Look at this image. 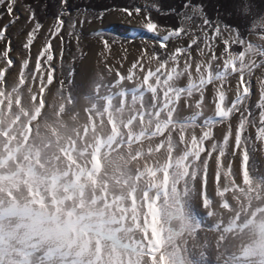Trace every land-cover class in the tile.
I'll use <instances>...</instances> for the list:
<instances>
[{"label": "rangeland", "instance_id": "rangeland-1", "mask_svg": "<svg viewBox=\"0 0 264 264\" xmlns=\"http://www.w3.org/2000/svg\"><path fill=\"white\" fill-rule=\"evenodd\" d=\"M78 1L82 0H68V11L74 18L78 11L84 14L77 18L80 48L62 31L65 65L75 63L79 70L102 42L95 33L103 31L110 45H148L155 58L164 66L173 64V70L169 76L157 77L149 93L120 95L110 86L98 85V93L86 97L81 117L87 118L79 126L73 115L77 116L82 82L77 77L75 81L68 78L59 67L61 42L47 32L56 17L49 16L30 49H24L32 25L26 24L27 13L22 14L6 33L11 40L13 64L4 62L5 42L0 40V210L18 203L21 191L29 197L39 194L43 202L44 190L36 183L37 174L45 167L59 174L62 166L64 175L79 174L83 178L81 194L88 186L86 180L91 179L95 185L103 183V201L112 213L110 230L120 237L107 252L99 243L93 248L96 256L83 257L82 264H89V260L93 264H170L168 249L177 246L186 264H260L259 226L255 228V241H250L247 234L264 217V205L260 206L264 203V155L260 151L264 144V109L257 106L258 100H264V34L259 33L264 31V14L253 22L245 38L240 39L235 28L222 23L210 43L199 44L195 40L201 34V20L196 18L186 22V35L181 33V38L168 42V49H160L154 47V37L142 36L141 40V36L108 28L90 30L112 15L140 20L145 9H159V0H129L142 9L139 14L128 15L113 8L104 12L102 19L96 18L102 11L76 8ZM18 3L29 4V0ZM50 3L51 9H58L61 0ZM63 19L67 22L69 17ZM6 21L7 17L0 20V26ZM179 22L184 26L183 12ZM126 36L128 39H124ZM251 37L255 41L249 43ZM48 38L57 53L55 74L46 62L35 59ZM189 40L194 41L191 50L185 48ZM18 71L17 84L11 86ZM233 81L243 89L239 96L242 102L236 104L229 89ZM249 85L254 87L252 96ZM207 102L213 103L210 113L206 112ZM181 108L195 109L197 118H182ZM94 120L108 124V141L98 132ZM239 163L246 187L236 184L241 177ZM106 164L111 165L107 173ZM113 184L122 189L112 192ZM165 188L157 200L155 196ZM216 195L224 201L223 208L238 213L234 223H226L224 211L215 208ZM49 196L54 198V193ZM157 203L163 257L152 252L149 240V218ZM201 206L212 210L211 218L217 224L205 223ZM7 220L0 219V264H81L72 254L41 245L36 237L22 243Z\"/></svg>", "mask_w": 264, "mask_h": 264}, {"label": "clouds", "instance_id": "clouds-1", "mask_svg": "<svg viewBox=\"0 0 264 264\" xmlns=\"http://www.w3.org/2000/svg\"><path fill=\"white\" fill-rule=\"evenodd\" d=\"M110 169L111 165L106 164V173ZM64 171L62 166L59 174H54L53 169L42 168L37 174L36 183L44 190V201L41 202L39 194L29 197L21 191L17 194L19 203H12L9 211L18 218L16 230L22 243L38 236L41 245L57 252L66 249L67 254L74 255L82 264L83 257L96 256L93 248L99 243L104 244L107 252L120 237L110 230L112 213L103 201V183L95 185L88 179L85 181L88 186L81 194L80 182L83 178L79 174L64 175ZM49 176L51 180L47 179ZM121 189V185L113 184L111 191L119 192ZM49 193H54V198ZM165 215L167 217V209ZM257 225L260 239L264 238V217H261L252 225L253 231L247 234L250 241L256 240ZM89 264H93V261L89 260Z\"/></svg>", "mask_w": 264, "mask_h": 264}, {"label": "bare ground", "instance_id": "bare-ground-1", "mask_svg": "<svg viewBox=\"0 0 264 264\" xmlns=\"http://www.w3.org/2000/svg\"><path fill=\"white\" fill-rule=\"evenodd\" d=\"M144 23L142 19H128L122 16H109L108 19L105 20V23H98L97 25L93 26L90 30H103L105 28L110 29L111 31L118 32L124 35H132L130 29H136V35L133 36H148L154 37L153 33H149L146 30H143L140 27V24ZM161 29L158 27V30ZM162 34H167L162 33ZM257 39V38H256ZM254 40L255 37H251L250 41ZM110 45V44H109ZM94 52H92L82 64H84L88 71L87 73H80L77 76V79L82 82V86L80 89V102L79 108L75 111L77 117V125L81 126L82 122L86 120V116H81L84 114L85 107H86V97L90 94H97L100 90L98 85L102 84L105 86H110L115 94H124L125 92L128 94L136 93L139 94L141 92L149 93L152 92L153 87L155 85V81L157 77L160 75L162 76H169L173 70V64H168L164 66L159 62L152 53L151 48L148 45H142L141 47L137 46H120V45H110V50L103 47V43L100 42L96 45ZM142 50H147V52H141ZM139 57V59H137ZM228 59V58H227ZM209 60V59H208ZM208 67L211 66V63L205 62ZM204 63V64H205ZM206 67V66H205ZM20 69V65L18 66ZM19 71L15 73L12 77L11 86L17 84V78L19 76ZM259 88V85H255ZM229 89L232 98L239 97L243 95V89L237 81H233L229 84ZM257 91V90H256ZM184 106V105H183ZM207 108L208 113L213 110V103L207 102L205 105ZM187 109V108H186ZM185 108H181L180 116L186 119V116H193L197 112L195 109L191 111H187ZM207 114V113H206ZM66 120V119H65ZM95 123V127L98 126V132L103 134L104 140H109L110 138V130L108 129V124L104 121H93ZM97 123V124H96ZM262 154L264 155V144L261 146ZM238 169L240 170L241 177L236 180V184L239 187H246L244 176L242 173V163L238 164ZM202 186V183H201ZM164 188V187H163ZM165 190L162 191L159 196H155L157 200L161 198V196L165 193ZM157 195V194H156ZM234 197V196H233ZM232 197V198H233ZM216 204L215 208L219 209L220 211H224L223 217H225L226 223H234L236 220V215L238 213L228 212L225 208H223L224 201L216 195ZM19 203V201H18ZM156 203V202H155ZM238 210L242 208L240 203H238ZM264 203L260 204L263 206ZM199 208V207H198ZM159 205L158 203L155 205L151 215H150V237L151 238V249L153 253L158 255L164 254L163 247L161 245V227H160V213H159ZM221 211V213H222ZM200 213L205 221V223L215 222L211 217L212 210H208L205 207L201 206ZM222 217V218H223ZM5 218L8 219L9 223L11 224V232L19 238L20 233L16 230V224L18 223V218L15 214L9 211V206L0 210V219ZM152 219V220H151ZM224 222V221H223ZM216 223V222H215ZM217 224V223H216ZM224 228V227H223ZM222 228V229H223ZM37 238L40 240L38 236L30 237L29 239ZM28 239V240H29ZM233 239V238H232ZM239 243V242H238ZM162 247V248H161ZM62 252H67V250H62ZM217 255L219 256L220 250L216 251ZM119 256V255H118ZM118 256L116 260H118ZM120 257V256H119ZM220 257V256H219Z\"/></svg>", "mask_w": 264, "mask_h": 264}, {"label": "snow or ice", "instance_id": "snow-or-ice-1", "mask_svg": "<svg viewBox=\"0 0 264 264\" xmlns=\"http://www.w3.org/2000/svg\"><path fill=\"white\" fill-rule=\"evenodd\" d=\"M261 3L264 4V0H261ZM69 7L70 5L68 4V0H61V4L58 9L56 20L47 29V32L51 34L52 38H59L61 42V47L58 53L59 67L68 78L75 81L78 74L87 73L88 69L84 64L80 65L79 70L77 69L75 63L65 65V62L63 60L64 36L61 35V33L62 31H66L68 39L69 40L74 39L76 42V47L77 49H79L81 43V37L79 35V31L77 28V18L84 14L78 11L77 18L71 17L68 11ZM232 7H233V2L227 6L228 9H231ZM203 9H204L203 5H192L189 0V2L185 5V11L183 12L184 26L180 27L178 30L175 29L170 30L164 28L158 30L157 21L151 16V13L145 9L144 10L145 15L142 18L144 23L140 24V27L149 33H153L154 36L157 38V42L156 45H154V47H159L160 49H168L167 45L170 40L181 38V33H184V35L187 34V28L185 27L186 22L193 21L194 19L199 18L201 20V24L199 26L201 34L199 37L196 38L195 43L196 44H199L201 42L210 43L213 37L217 36V34L220 32L221 30L220 24H222L223 21L219 20V13H218L216 23L213 24V22L203 11ZM117 10L121 12H126L128 13V15H131L132 12L139 14L142 11V9L135 4H130L127 7L119 8ZM108 11H112V8L105 7L102 12L97 14L96 18L102 19L104 12H108ZM14 12L16 13L15 16H13ZM24 13H27L26 24H30L32 25V27L31 30L28 32L27 43L23 45V48L30 49V46L32 45L33 40L36 38V35L44 27L41 21L37 18L35 8L31 4H20L18 3V0H0V20H3L5 17H7L6 23L0 26V40H3L5 42V47L2 51V54L4 57H6L4 61L6 64L9 61H11L12 64L14 63V58L10 56V52L12 51L11 40L7 38L6 33H8L9 29L12 26H14L20 21L21 15ZM66 16L69 17L67 22L63 19ZM79 22L83 24L84 20L81 19ZM65 23H67L66 29H65ZM228 25L231 27H235L237 30L243 29L245 27L243 20L238 16H234L233 19H231V22L228 23ZM205 26H208V28L206 29ZM130 31L132 35H136V31H137L136 29H130ZM165 32L167 34H162ZM210 32L213 33V35H209ZM95 35L100 38V40L103 43V47L110 50V45L108 43V40L104 39V32L99 31L95 33ZM124 39H128V37L126 36L124 37ZM140 39L143 40V37L141 36ZM240 39H242V37ZM193 44L194 41L189 40V44L185 48L191 50ZM141 52H147V50H142ZM28 54L29 56H31L30 51ZM78 58L79 57H77L76 59ZM35 59L37 61L46 62V66L53 72V74H55V72L57 71V64L54 63V61L57 59V53L53 49L51 38L46 39V43L44 44L43 48L37 52ZM137 59H139V57ZM54 79H55V75H54ZM249 89H250L249 96L254 95V87L249 85ZM256 90H258V92L261 91L258 87H256ZM261 95L262 97H264V92H262ZM240 102H242V98L236 97L234 98L233 104ZM186 106H191V105H186ZM257 106L264 109V100H258ZM229 107H232V105H229ZM190 118L192 120H195L197 117L194 114ZM258 247H259V254L261 256L260 264H264V238L260 239V241L258 242ZM168 256L170 259V264H186L184 256L178 246L175 249L169 248Z\"/></svg>", "mask_w": 264, "mask_h": 264}, {"label": "trees", "instance_id": "trees-1", "mask_svg": "<svg viewBox=\"0 0 264 264\" xmlns=\"http://www.w3.org/2000/svg\"><path fill=\"white\" fill-rule=\"evenodd\" d=\"M59 0H55L56 4ZM189 0H159V10H150L151 16L157 21L158 25L178 30L181 27L179 17L181 12L185 11V5ZM192 5H203V11L211 19L213 24L216 23L217 14L219 20L227 27H231L228 23L231 22L234 16L240 17L245 27L237 30L239 36L247 37L253 22L264 14V4L261 0H190ZM233 2V7L228 9L227 6ZM29 4L33 5L36 10L37 18L42 24L46 22L49 16L56 17L58 13L57 7L51 9L50 0H29ZM130 5L129 0H88L78 1L75 7L78 9H90L93 11H103L105 7L109 8H124ZM50 8V9H49ZM264 34V31H259Z\"/></svg>", "mask_w": 264, "mask_h": 264}]
</instances>
